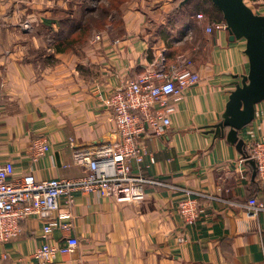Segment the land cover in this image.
Listing matches in <instances>:
<instances>
[{"label":"crops","instance_id":"crops-1","mask_svg":"<svg viewBox=\"0 0 264 264\" xmlns=\"http://www.w3.org/2000/svg\"><path fill=\"white\" fill-rule=\"evenodd\" d=\"M203 1L128 0L120 16L104 22L99 40L92 31L58 51L57 42L75 33L99 0H0V164L11 162L15 176L84 175L74 151L114 136L109 95L153 63L182 55L199 75L171 98L170 127L138 136L143 162L132 161L131 169L146 179L141 200L76 192L74 204L64 207L61 199L57 211L70 209V229L46 234L44 220L29 217L18 237L0 244V264H38L36 249L72 235L73 252L42 264H264V211L250 213L247 205L264 195L252 159L245 144L243 155L203 128L218 121L234 81L247 72L245 44L229 41L225 27L206 31L215 22L195 17ZM245 2L264 15V0ZM260 136L264 102L239 132L244 142ZM41 137L49 149L33 160L29 146ZM185 199L202 210L192 223L178 212Z\"/></svg>","mask_w":264,"mask_h":264},{"label":"built area","instance_id":"built-area-1","mask_svg":"<svg viewBox=\"0 0 264 264\" xmlns=\"http://www.w3.org/2000/svg\"><path fill=\"white\" fill-rule=\"evenodd\" d=\"M195 17L202 20L204 14L198 12ZM214 26L225 27V23L222 20L205 29L211 32ZM95 39L99 40L100 35ZM191 66L190 58L182 55L169 65L161 59L153 63V68L125 79L112 91L108 105L115 126L114 136L109 141L74 151V157L86 169L84 175L72 179H37L32 173L15 176L11 162L0 164V244L18 237L22 233V222L29 217L44 220L42 227L46 234L58 227L70 229V209L57 211L61 199L64 207L73 205L76 192L99 190L116 203L141 200L146 179L131 169L132 161L143 162L144 149L138 136L144 132L160 135L170 127L175 110L171 98L199 81V75ZM245 140L246 154L255 163L257 180L264 191V136ZM48 149L49 142L44 137L29 146L33 160L44 156ZM247 205L250 213L264 211V195L249 198ZM201 211L191 199L178 204V212L186 223H192ZM77 246V237L67 236L60 245L44 243L32 257L42 264L57 255L73 252Z\"/></svg>","mask_w":264,"mask_h":264},{"label":"water","instance_id":"water-1","mask_svg":"<svg viewBox=\"0 0 264 264\" xmlns=\"http://www.w3.org/2000/svg\"><path fill=\"white\" fill-rule=\"evenodd\" d=\"M191 0H181L186 4ZM221 13L229 41H244L248 70L234 81L218 121L205 125L214 138L225 137L244 155L241 132L255 118L256 105L264 102V15L255 12L245 0H210ZM247 155V154H246ZM255 167L253 160H250Z\"/></svg>","mask_w":264,"mask_h":264},{"label":"trees","instance_id":"trees-1","mask_svg":"<svg viewBox=\"0 0 264 264\" xmlns=\"http://www.w3.org/2000/svg\"><path fill=\"white\" fill-rule=\"evenodd\" d=\"M115 1L116 0H113V2H115ZM124 1H126V0H118L116 2H118V3L120 2L118 4L120 6V5H122V3ZM177 1H179V3L181 2V0H177ZM203 4H204V6H202L203 7V9H202L203 11L202 12L204 13V15H206V18L210 22H215L216 23L218 21L223 20L222 17H221V13L218 11V9L216 7H214L212 5L210 0H204ZM107 10H106V12H107ZM198 10H200V7H198ZM64 21H65V19H64ZM95 25L96 24L93 23L91 19L85 20L84 23L79 24V28H78V30L75 33H73L69 37L65 38L64 40L58 41L57 45H56V49L58 51H64V50H66L68 48H71L73 45H75L77 43H80L81 41L85 40L86 37H88V35L91 34L92 29H93V27H95ZM98 27L102 28L101 25L100 26L98 25Z\"/></svg>","mask_w":264,"mask_h":264},{"label":"rangeland","instance_id":"rangeland-1","mask_svg":"<svg viewBox=\"0 0 264 264\" xmlns=\"http://www.w3.org/2000/svg\"><path fill=\"white\" fill-rule=\"evenodd\" d=\"M116 1H118V0H116ZM116 1L113 2V0H99V2H97V4H96L97 6L94 7L93 9H91L92 14H90L89 16H87L85 18V20L91 19L92 22L96 24L95 27H93V29H92L93 35H91V37L99 35V30H102V28H99L98 25L99 26L101 25L103 28H105L106 24L104 22L106 21L108 24V20L112 15L113 16L116 15L118 17L123 13V11L126 8V3L128 2V0L124 1L122 3V6L121 5L119 6L118 4L120 2L118 3ZM106 10H107V12H106Z\"/></svg>","mask_w":264,"mask_h":264}]
</instances>
